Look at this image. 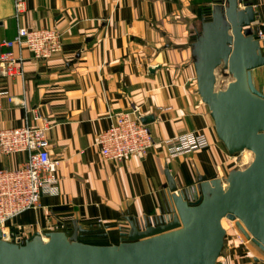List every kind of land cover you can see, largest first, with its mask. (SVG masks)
<instances>
[{
    "label": "crops",
    "instance_id": "obj_1",
    "mask_svg": "<svg viewBox=\"0 0 264 264\" xmlns=\"http://www.w3.org/2000/svg\"><path fill=\"white\" fill-rule=\"evenodd\" d=\"M214 1L26 0L19 23L57 27L63 47L46 60L23 50V76L0 75V124L49 121L51 156L60 162L56 191L9 222L16 232L24 238L35 232L45 236L65 230L70 219L85 227L99 220L124 224L129 216L161 210L166 168L183 188L196 183L199 174L222 176L236 167L198 92L192 57L201 8ZM242 1L252 3L253 26L261 23L264 30V0ZM17 26L14 1L0 0V52ZM131 109L153 116L147 124L154 145L143 156L131 154L116 163L102 155L97 138ZM196 130L207 133L208 147L168 154L169 139ZM25 157L0 152V168L18 166ZM120 238V231L111 230L102 243ZM216 264H264V251L243 235H227Z\"/></svg>",
    "mask_w": 264,
    "mask_h": 264
},
{
    "label": "water",
    "instance_id": "obj_2",
    "mask_svg": "<svg viewBox=\"0 0 264 264\" xmlns=\"http://www.w3.org/2000/svg\"><path fill=\"white\" fill-rule=\"evenodd\" d=\"M199 19L191 45L198 92L228 152L249 150L251 163L223 176L199 174L195 201L188 199L192 189L179 187L166 168L173 214L165 223L140 228L129 216L105 230L70 219L65 230L35 232L21 241L3 239L0 231V264H216L227 232L223 218L264 251V90L253 75L264 66V53L255 11L249 1L215 0L201 8ZM220 67L233 78L225 87H217ZM111 230L120 231L119 242L102 243Z\"/></svg>",
    "mask_w": 264,
    "mask_h": 264
},
{
    "label": "built area",
    "instance_id": "obj_3",
    "mask_svg": "<svg viewBox=\"0 0 264 264\" xmlns=\"http://www.w3.org/2000/svg\"><path fill=\"white\" fill-rule=\"evenodd\" d=\"M13 1L14 16L18 20L17 32L13 38L3 40L5 49L0 52V75L6 77L23 76V50L30 51L36 59L46 60L59 53L63 47V32L57 27L20 24L19 19L26 11V0ZM254 31L256 38L263 44L264 30L261 23L254 26ZM141 116L138 109L121 112L99 134L97 143L105 158L118 163L131 154L143 156L154 145L152 131L142 121ZM51 126L52 123L45 119L39 124L26 122L17 127L0 124V152L26 154L18 166L0 168V231L3 239H26L9 222L29 209L38 208L42 196L53 194L57 189L60 160L51 156V142L47 135ZM209 145L210 140L205 131H186L169 139L167 150L174 157L204 149ZM188 187L192 189L188 199L195 201L200 191L194 189L195 183L187 185ZM165 194L163 206L158 213L133 216L140 228H144L146 223L155 225L160 220L165 223L171 219L173 206L167 191ZM112 226L104 225L101 220L95 225L105 230Z\"/></svg>",
    "mask_w": 264,
    "mask_h": 264
},
{
    "label": "rangeland",
    "instance_id": "obj_4",
    "mask_svg": "<svg viewBox=\"0 0 264 264\" xmlns=\"http://www.w3.org/2000/svg\"><path fill=\"white\" fill-rule=\"evenodd\" d=\"M263 69L264 68L262 66L260 68L258 67L257 70L258 72L255 73L256 77L254 80L259 88L260 86L264 88V85L262 84L263 81L260 79L261 76L264 77ZM216 75H217V87H225L228 84V82L231 79H233L230 74H225L224 72H222L221 67L217 68ZM232 155L234 158V164L236 165V167H240V168H244L249 163H251L254 156L253 153L249 150H244L242 152H238ZM222 222H224L223 223L224 227H226V231H227L226 236L228 235V237H231L232 235H243L234 221L224 218ZM243 237L245 236L243 235Z\"/></svg>",
    "mask_w": 264,
    "mask_h": 264
},
{
    "label": "bare ground",
    "instance_id": "obj_5",
    "mask_svg": "<svg viewBox=\"0 0 264 264\" xmlns=\"http://www.w3.org/2000/svg\"><path fill=\"white\" fill-rule=\"evenodd\" d=\"M224 219V218H223ZM223 221V220H222ZM224 223V222H223ZM224 225V224H223ZM226 228V227H225Z\"/></svg>",
    "mask_w": 264,
    "mask_h": 264
}]
</instances>
